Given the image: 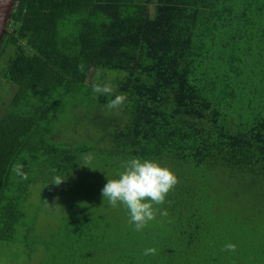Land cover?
<instances>
[{"label":"trees","instance_id":"1","mask_svg":"<svg viewBox=\"0 0 264 264\" xmlns=\"http://www.w3.org/2000/svg\"><path fill=\"white\" fill-rule=\"evenodd\" d=\"M6 54L0 245L34 231L29 198L59 177L89 210L51 264H264V0H16ZM133 157L179 180L141 231L101 194Z\"/></svg>","mask_w":264,"mask_h":264},{"label":"rangeland","instance_id":"2","mask_svg":"<svg viewBox=\"0 0 264 264\" xmlns=\"http://www.w3.org/2000/svg\"><path fill=\"white\" fill-rule=\"evenodd\" d=\"M10 58L11 56L8 57L6 54L0 60L1 71L8 67ZM108 73L111 75L110 80H113V76L116 78L118 75L117 72ZM12 85L8 79L0 75V109L4 105L7 107L12 99L15 90ZM88 162L92 163V161ZM90 164L86 170L92 171ZM69 184L66 180L63 181L58 186L56 194L50 196L47 194V188L39 183L38 190L34 191V198H29L27 203V205H33L37 212V218L34 221H39L38 226L34 225L33 232L21 231L22 244L0 245V264H51L53 259L59 258L58 256L54 257V252L47 251L53 244L54 235L61 236L62 233L59 231L61 228L67 229L71 224H74L75 220H81L89 210L85 195L78 192L77 196L72 197V186ZM44 243L45 245H42Z\"/></svg>","mask_w":264,"mask_h":264},{"label":"clouds","instance_id":"3","mask_svg":"<svg viewBox=\"0 0 264 264\" xmlns=\"http://www.w3.org/2000/svg\"><path fill=\"white\" fill-rule=\"evenodd\" d=\"M83 70V65H81ZM94 93L111 95L113 87L111 84L93 83ZM127 99L125 94L116 95L111 99L106 107L118 109ZM121 171L116 179H108L102 188L103 201L107 200L109 205L117 207L123 205L129 212L130 223L134 225L136 231H141L148 222L155 219L156 210L154 205H162L170 191L174 190L179 183L178 177L167 167H162L152 160H142L133 157L121 165ZM23 165L14 164L12 171L23 179H27V174L22 171ZM64 179L54 177V185H60ZM166 214V213H165ZM225 250L234 252L236 246L227 244ZM154 248L146 249L144 255L155 254Z\"/></svg>","mask_w":264,"mask_h":264},{"label":"water","instance_id":"4","mask_svg":"<svg viewBox=\"0 0 264 264\" xmlns=\"http://www.w3.org/2000/svg\"><path fill=\"white\" fill-rule=\"evenodd\" d=\"M15 5L16 0H0V48L11 23Z\"/></svg>","mask_w":264,"mask_h":264}]
</instances>
